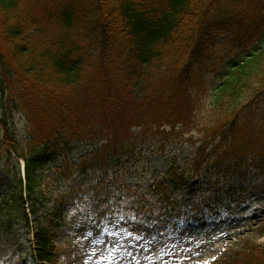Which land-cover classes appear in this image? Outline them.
I'll return each mask as SVG.
<instances>
[{
  "label": "trees",
  "instance_id": "trees-1",
  "mask_svg": "<svg viewBox=\"0 0 264 264\" xmlns=\"http://www.w3.org/2000/svg\"><path fill=\"white\" fill-rule=\"evenodd\" d=\"M153 140L194 150L137 194L141 212L162 211L171 189L205 169L233 180L218 193L228 200L264 168V0H0V161L15 168L16 185L4 199L9 216L19 206L30 222L28 205L37 213L44 202L56 225L63 203L53 209L42 193L48 170L58 180L99 171L89 191L104 188L114 159L132 160ZM79 143L91 151L77 166L69 153ZM38 230L50 260L55 242ZM226 262L264 264V249H234Z\"/></svg>",
  "mask_w": 264,
  "mask_h": 264
},
{
  "label": "rangeland",
  "instance_id": "rangeland-1",
  "mask_svg": "<svg viewBox=\"0 0 264 264\" xmlns=\"http://www.w3.org/2000/svg\"><path fill=\"white\" fill-rule=\"evenodd\" d=\"M15 124L23 137L26 123L21 115H15ZM161 144L148 142L132 160L114 159L104 188L89 191L99 171L79 170L73 178L58 180L54 170H48L42 193L50 200L49 207L61 203L55 197L59 192L85 190V198L76 204L73 194L63 195L65 204H59L60 216L53 226L44 202L37 213L28 205L30 222L19 206L9 216L4 199L15 193L9 173L15 168L0 161V264H227L234 249H264V168L253 167L245 189L233 190L230 200L218 193L223 187L226 193L233 180L223 176L218 181L215 172L205 169L197 182L188 180L182 192L170 190L174 203L162 202L165 208L156 215L141 212L137 194L166 177L171 158L193 155L194 148L179 142H168L165 148ZM90 151V144H77L69 153L72 164L78 166ZM18 162L21 167L22 161ZM63 162L59 156L55 168ZM70 197L73 206L68 207ZM200 199L205 215L196 221L192 205ZM40 227L49 230L56 242L50 261L41 260L36 248Z\"/></svg>",
  "mask_w": 264,
  "mask_h": 264
}]
</instances>
